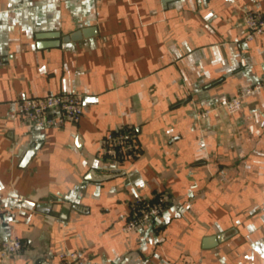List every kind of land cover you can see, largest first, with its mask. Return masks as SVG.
<instances>
[{
  "label": "crops",
  "instance_id": "obj_1",
  "mask_svg": "<svg viewBox=\"0 0 264 264\" xmlns=\"http://www.w3.org/2000/svg\"><path fill=\"white\" fill-rule=\"evenodd\" d=\"M247 9L264 14V0H0V247L23 242L0 264H63V250L87 264H264V85L236 113L197 114L264 84ZM42 32L60 43L39 46ZM63 92L82 94L79 122L10 116L20 98ZM125 125L139 156L91 178L109 174L103 140ZM160 194L154 226L124 231L133 199Z\"/></svg>",
  "mask_w": 264,
  "mask_h": 264
},
{
  "label": "built area",
  "instance_id": "obj_2",
  "mask_svg": "<svg viewBox=\"0 0 264 264\" xmlns=\"http://www.w3.org/2000/svg\"><path fill=\"white\" fill-rule=\"evenodd\" d=\"M243 23L248 28L247 39L252 40L264 30V14L260 10L247 9L244 11ZM263 85V83L256 84L213 109L198 110L197 114L207 118L216 108L236 113L242 109L245 97ZM14 106L10 114L12 118H19L22 123L41 128L60 127L67 122H79L84 113L83 96L78 92L23 97L16 100ZM101 153L110 161L108 172L121 171L127 160H134L139 156L135 130L125 125L118 131L109 132L103 140ZM168 199L165 194H160L155 199L143 195L136 196L131 203L130 214L123 230L130 231L141 225L153 227L156 218L164 211ZM22 200L23 197L19 196L18 201ZM0 209L4 208L0 207ZM22 248L23 242L18 237L4 240L0 247V258L13 259ZM59 256L63 264H87L79 251L63 250ZM183 264L193 263L191 260H186Z\"/></svg>",
  "mask_w": 264,
  "mask_h": 264
},
{
  "label": "water",
  "instance_id": "obj_3",
  "mask_svg": "<svg viewBox=\"0 0 264 264\" xmlns=\"http://www.w3.org/2000/svg\"><path fill=\"white\" fill-rule=\"evenodd\" d=\"M166 1V0H164ZM96 33V28L95 27H89V28H84L82 30H77L75 32H73L70 35H67L65 37H63L64 41H69V40H78L81 39L83 36H89V35H93ZM60 36L59 32H42L38 35V37L41 39L39 46L41 47H45V46H51V45H56L58 43H60V40H58V37ZM54 39L52 41L50 40H46V39ZM38 146H33L31 147L23 160V163L26 164L31 157L33 156V154L36 152ZM124 172H109V174L105 173L104 175H100L99 177H95L92 174H90L91 178L93 179H105V178H111L114 176H117L118 174H121ZM227 233H221L215 236H208L205 238L204 240V246L206 247H212L214 245H216L218 242L222 241L225 237H226Z\"/></svg>",
  "mask_w": 264,
  "mask_h": 264
}]
</instances>
